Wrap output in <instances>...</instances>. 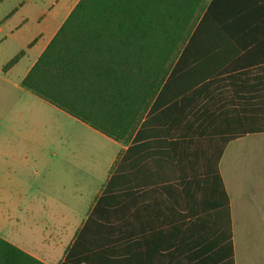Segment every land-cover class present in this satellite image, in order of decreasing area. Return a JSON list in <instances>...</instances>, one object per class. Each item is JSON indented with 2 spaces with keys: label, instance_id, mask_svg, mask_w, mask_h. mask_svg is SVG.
I'll list each match as a JSON object with an SVG mask.
<instances>
[{
  "label": "trees",
  "instance_id": "1",
  "mask_svg": "<svg viewBox=\"0 0 264 264\" xmlns=\"http://www.w3.org/2000/svg\"><path fill=\"white\" fill-rule=\"evenodd\" d=\"M261 41L264 0H80L22 87L128 150L61 264H235L219 162L264 133ZM144 140L170 143L174 178L120 191ZM0 264L45 263L0 238Z\"/></svg>",
  "mask_w": 264,
  "mask_h": 264
},
{
  "label": "crops",
  "instance_id": "2",
  "mask_svg": "<svg viewBox=\"0 0 264 264\" xmlns=\"http://www.w3.org/2000/svg\"><path fill=\"white\" fill-rule=\"evenodd\" d=\"M79 2L0 0V91L9 96L0 105L4 103L17 116V119L9 118L0 122V207L7 209L8 216L22 214L28 224L67 225L65 230L69 227V236L68 230L64 236H51L49 232H53L54 227L46 228L42 236L44 245L35 250L8 241L45 264H52L56 257L55 247L49 242L51 237H55L60 248L65 249L63 256L55 263L61 264L68 247L74 242L108 185L116 162L119 167L128 150V146L88 126L110 139L117 147V152L105 171L95 176L96 182H100L89 206L85 208L79 201L69 205L60 196L61 171L51 168L47 174L46 158L43 152L40 153L45 143L43 125L26 118L31 101L63 112L23 88L22 81ZM260 43L264 47V41ZM21 52L24 55L20 61L4 71V66ZM13 90L17 92V98L13 96ZM261 95H264L263 89ZM30 128H33L32 135ZM171 147L167 140L160 143L144 140L135 145L124 164L125 169L119 171L118 190L156 192L162 184L172 181L174 164ZM156 154L163 155L156 157ZM219 171L230 201L235 264H239L240 260H244L245 264H264V133L247 135L230 142L220 159ZM69 172L74 179L82 170L76 167ZM78 180L75 178L74 184ZM120 222H124V216L120 217ZM66 235L67 246L62 241Z\"/></svg>",
  "mask_w": 264,
  "mask_h": 264
},
{
  "label": "rangeland",
  "instance_id": "3",
  "mask_svg": "<svg viewBox=\"0 0 264 264\" xmlns=\"http://www.w3.org/2000/svg\"><path fill=\"white\" fill-rule=\"evenodd\" d=\"M1 84L0 80V86ZM13 96L18 97L15 90H13ZM5 98L8 99L9 96L0 91V102ZM9 118L17 119L16 112L9 111L2 103L0 105V122ZM26 118L43 125L45 143L43 149L40 148V153L43 152L45 155L47 174L51 168L61 171L59 176L62 186L61 200L69 205L79 201L85 208L89 206L100 182H96L95 176L105 171L108 164L114 159L117 152L115 144L63 112L43 106L39 102H30ZM29 130L31 134L33 128ZM76 167L82 172H78L72 179L69 171ZM104 176L105 173L103 178ZM75 178L80 179L76 184L73 182ZM24 220L22 214L8 216L7 209L0 207V236L15 245L35 250L43 247V232L49 226L54 227L53 232L51 230L49 232L51 236L58 234L64 236L67 234L66 230H68V236L71 234L69 227L64 229L67 225L28 224ZM68 236L62 238L65 246L68 244ZM54 238H49V242L55 247L56 252L52 264H55L65 252V249L60 248L59 241ZM245 263L244 260L239 261V264Z\"/></svg>",
  "mask_w": 264,
  "mask_h": 264
}]
</instances>
